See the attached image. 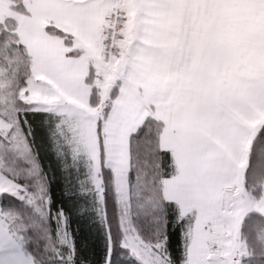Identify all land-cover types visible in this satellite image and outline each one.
<instances>
[{
  "label": "snow or ice",
  "instance_id": "snow-or-ice-1",
  "mask_svg": "<svg viewBox=\"0 0 264 264\" xmlns=\"http://www.w3.org/2000/svg\"><path fill=\"white\" fill-rule=\"evenodd\" d=\"M0 264H264V0H0Z\"/></svg>",
  "mask_w": 264,
  "mask_h": 264
}]
</instances>
